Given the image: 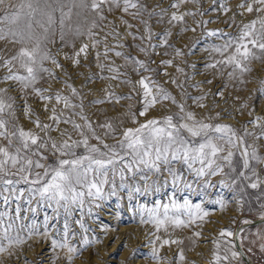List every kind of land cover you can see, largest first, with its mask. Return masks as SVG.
Here are the masks:
<instances>
[{"label": "snow or ice", "instance_id": "1", "mask_svg": "<svg viewBox=\"0 0 264 264\" xmlns=\"http://www.w3.org/2000/svg\"><path fill=\"white\" fill-rule=\"evenodd\" d=\"M162 4L163 0H0V254L12 256L35 237L48 242L56 258L64 252L66 264H72L82 249L101 242L89 236L93 230L86 220L115 197L126 201L141 226L152 229L146 235L151 237L149 258L154 264H184L183 248L170 258L161 255L164 246L183 244L173 232L199 226L209 215L205 203L225 208L230 202L225 192L232 194L239 209L247 189L264 188V118L238 129L220 122V112L198 114L197 109L207 107L202 102L206 94L191 95L188 89L200 85L189 84L192 77L177 63L207 40L203 51L211 62L204 68L246 83L250 65L264 63V0H238L234 6L231 0H210L208 8L201 0ZM187 4L195 7L184 9ZM209 12L217 13L216 19L220 13H232L229 27L235 32L208 28L213 18L203 17ZM248 16L253 18L245 21ZM153 23L167 27L154 31ZM173 30L200 31L185 52L170 42ZM129 48L137 54L126 52ZM169 49L171 58H152L168 57ZM61 60L74 69H89L79 87ZM93 66L97 71H91ZM186 66L196 69L195 63ZM161 76L166 77L163 82ZM97 80L104 83L88 103L97 112L104 106L123 109L115 116L103 113L102 122L93 119L85 103L94 92L89 85ZM165 85L174 86L179 99ZM122 86L128 87L127 93L116 91ZM259 90L264 92V80ZM32 97L40 102L39 110L29 104ZM122 101H129L126 108ZM132 101L140 105L138 112ZM158 105H171L176 111L148 118ZM21 116L31 128L23 126ZM126 120L133 126H125ZM217 187L221 191L212 199L209 190ZM161 193L166 199L141 202ZM177 193L199 196L201 203L188 196L180 200ZM260 218L264 220V203ZM100 228L107 235L109 225ZM192 235L199 238L201 233ZM233 236L231 229L220 230L212 240L209 264H238L240 253L227 239ZM256 240L264 251V232H258Z\"/></svg>", "mask_w": 264, "mask_h": 264}, {"label": "rangeland", "instance_id": "2", "mask_svg": "<svg viewBox=\"0 0 264 264\" xmlns=\"http://www.w3.org/2000/svg\"><path fill=\"white\" fill-rule=\"evenodd\" d=\"M155 3L156 0H151ZM238 0H231V5H235ZM170 0H163L162 6L167 7ZM204 8H208L210 0H201ZM195 6L192 4L184 5V9H193ZM183 10V9H182ZM232 13L219 14V19H216L217 13L209 12L208 16L203 17V19H208L209 16L213 18V23H210L207 27L210 29H220L224 32L234 33L235 28L229 27L231 21L229 17ZM253 17H245V21L252 19ZM112 19V17H109ZM200 19V17H197ZM240 17H237L236 23L240 22ZM189 26L193 25V20L191 17L187 18ZM119 23V21H117ZM135 23V21H133ZM154 31H161V29L166 28L165 24H155L153 23ZM192 32H178L173 30L174 35L170 37V42L174 47H180L185 52H188V46L197 38L199 35ZM127 43L132 45L131 37L127 38ZM207 40H201L200 43L189 53L186 57L179 58L177 63H180L182 67L185 68V72L192 77L188 82L189 84L199 83L198 88H189L188 91L191 95H203L206 94V99L202 101L207 107L203 110L197 109L198 114L202 115H215L216 112H220L223 119L220 121L222 123L231 124L236 128H241L246 122L256 118H264V92H261L260 81L264 80V63L259 61L254 62L250 65L252 72L245 74L244 80L246 83L240 84L238 81H230L227 76H219L215 74L214 70H206L204 68L205 63L211 62L208 53L203 51V48L207 46ZM3 44L0 43V48ZM125 51H131L133 55L137 52L134 48L125 49ZM141 59H144L143 55H140ZM153 59L159 61L161 58H171V49H169L168 57L154 56ZM218 58V57H217ZM65 64L69 73L73 75L75 84L77 87L81 85L84 81V74L89 72L88 68L74 69L67 62L61 60ZM117 63H123V61L118 60ZM192 63L196 64V69L193 70L190 65ZM156 67V65H151ZM91 71L95 72L97 69L93 66ZM169 72L174 76L179 74L175 73L173 69H168ZM135 78V77H133ZM158 79L163 82L166 77H158ZM179 79H183V76H179ZM211 80V84H207L206 81ZM102 83L99 80L96 81L95 85H89V87H94V92L91 96H88L85 103L87 105L86 111L93 116V119L99 118L101 122L104 119L103 113L109 116H115L117 112H122L123 109L117 106L113 110L110 106L101 107L100 112L96 111V108L88 103V100L92 99L93 96L98 94L102 87ZM225 84L228 86L225 87ZM47 86V85H44ZM54 87H60L59 84L54 85ZM173 93L177 95L179 99L178 90L171 85H165ZM117 92L127 93L128 87L122 86L116 90ZM218 91L223 92V96L215 95ZM85 93L87 95V88H85ZM29 104L37 110L40 109V102L37 98H29ZM124 108L127 107L129 101L121 102ZM134 107L133 111H137L140 105L135 101H132ZM191 105V101H188ZM241 105H247V107H241ZM194 107V106H193ZM174 106L167 105L162 107L158 105L154 110H151L148 118L160 117L162 115L168 114L169 112H175ZM251 113V114H250ZM43 118V117H42ZM141 122L144 118H139ZM21 123L25 128H31L32 125L21 116ZM125 126L131 125L130 120L125 121ZM249 130H252L251 124H248ZM94 142V141H93ZM111 142V141H109ZM251 142V140L249 141ZM264 144V141L260 142ZM264 153V148L261 149ZM51 159V158H50ZM214 180L217 178H213ZM171 189L166 190L168 194L171 193ZM212 193L211 198L215 199L217 194L221 191L218 187L216 189L209 190ZM185 196H188L193 203H201V197L188 194V193H177V197L183 200ZM226 200L230 201L227 206L221 209L218 205L211 203H205L204 207L208 211L209 215L204 218L203 221L199 222V226L193 228H185L182 230H177L172 233L173 238L179 237L183 240L182 245H172L164 246L161 248V255L170 258L174 253L178 252L180 248L184 249L185 255L187 257L184 264H209L211 259L210 252L213 248L212 240L217 237L218 233L222 229L234 230L235 226L240 222L249 221L253 217L260 216V204L264 203V188L261 189H247L246 199L243 203L242 208L237 207L235 200L231 193L225 192ZM141 202L151 203L155 199H166V194L161 193L157 196L150 197L148 200L140 198ZM208 197L204 200L207 201ZM119 203V207H117ZM126 201H118L117 198L104 202L102 210H96L92 218L86 220V223L93 230L89 233V236L96 235L100 238V243L87 246L81 250V253L75 257L72 264H154V262L149 258V253L151 251V244H149L150 236L146 233L151 232L152 229L149 226H141L136 219H133L132 213L128 211ZM117 212H119V217H117ZM102 224L109 225V230L107 235L101 231L100 226ZM115 229V230H113ZM171 231V230H170ZM193 231H198L201 233L199 238L192 235ZM258 232H264V221L249 224L244 226L240 232V241L242 246L247 250L248 255L256 264H264V251L259 247V241L256 240V234ZM162 237L165 233L161 231L159 233ZM231 241L233 245V237L227 238ZM123 242V243H122ZM133 250H135L133 252ZM236 250V247L235 249ZM15 254L9 256L7 253L0 254V264H24L25 258L28 264H66L65 253L60 252L59 258L51 251L48 242L38 241L37 238H32L27 244L19 249L14 250ZM238 264H246L245 261L239 256Z\"/></svg>", "mask_w": 264, "mask_h": 264}, {"label": "water", "instance_id": "3", "mask_svg": "<svg viewBox=\"0 0 264 264\" xmlns=\"http://www.w3.org/2000/svg\"><path fill=\"white\" fill-rule=\"evenodd\" d=\"M262 175H264V173H262ZM262 221L264 220H262L260 216L253 217V219H250L249 221H247V223L245 221L240 222L238 225L235 226L233 230L234 232L233 240H234L236 250L240 253L241 258L245 261L246 264H256V263H254V261L248 255L247 250H245V248L242 246V243L240 241V236H238L239 232L246 225L254 224V223H258Z\"/></svg>", "mask_w": 264, "mask_h": 264}, {"label": "bare ground", "instance_id": "4", "mask_svg": "<svg viewBox=\"0 0 264 264\" xmlns=\"http://www.w3.org/2000/svg\"><path fill=\"white\" fill-rule=\"evenodd\" d=\"M239 236V235H238ZM237 251V250H236Z\"/></svg>", "mask_w": 264, "mask_h": 264}]
</instances>
